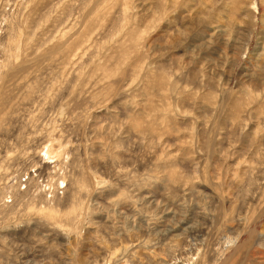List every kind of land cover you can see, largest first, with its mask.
Listing matches in <instances>:
<instances>
[{"label": "rangeland", "instance_id": "374dc122", "mask_svg": "<svg viewBox=\"0 0 264 264\" xmlns=\"http://www.w3.org/2000/svg\"><path fill=\"white\" fill-rule=\"evenodd\" d=\"M0 264H264V0H0Z\"/></svg>", "mask_w": 264, "mask_h": 264}]
</instances>
